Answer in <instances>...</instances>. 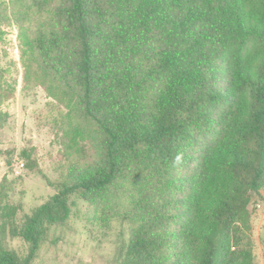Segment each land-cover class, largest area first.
<instances>
[{"label": "trees", "instance_id": "16d2710c", "mask_svg": "<svg viewBox=\"0 0 264 264\" xmlns=\"http://www.w3.org/2000/svg\"><path fill=\"white\" fill-rule=\"evenodd\" d=\"M7 23L18 28L22 91L55 101L61 150L55 193L19 223L1 181L0 264H34L70 228L75 194L94 220L119 224L117 264H255L264 0H3L0 40ZM5 74L0 130L15 92ZM20 156L38 168L30 149Z\"/></svg>", "mask_w": 264, "mask_h": 264}, {"label": "rangeland", "instance_id": "374dc122", "mask_svg": "<svg viewBox=\"0 0 264 264\" xmlns=\"http://www.w3.org/2000/svg\"><path fill=\"white\" fill-rule=\"evenodd\" d=\"M2 29L0 68L5 71L7 81L14 83L15 92L1 106V110L8 113V120L0 130V150L3 152L0 154V183L4 177L11 183L8 203L17 208L15 217L19 223L33 207L55 193L57 174L53 164L58 159L61 144L51 122L56 115L55 101L41 87L28 93L22 91L18 28L7 23ZM23 149L32 151L38 168L27 169L20 156ZM7 159H10V165ZM252 210L255 264H264V191L261 197L255 198ZM71 211L70 228L56 231L55 235L60 236L57 242L48 243L34 264H117L116 253L123 243L119 224L94 220L92 208L77 194L72 196ZM5 244L22 255L27 253L28 246L20 237L7 235Z\"/></svg>", "mask_w": 264, "mask_h": 264}]
</instances>
